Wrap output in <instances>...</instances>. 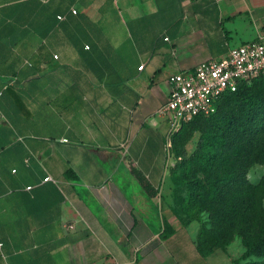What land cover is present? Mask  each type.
Listing matches in <instances>:
<instances>
[{
    "label": "crops",
    "instance_id": "0c3cea01",
    "mask_svg": "<svg viewBox=\"0 0 264 264\" xmlns=\"http://www.w3.org/2000/svg\"><path fill=\"white\" fill-rule=\"evenodd\" d=\"M261 32L264 0H0V264H217L173 214L155 113Z\"/></svg>",
    "mask_w": 264,
    "mask_h": 264
},
{
    "label": "rangeland",
    "instance_id": "374dc122",
    "mask_svg": "<svg viewBox=\"0 0 264 264\" xmlns=\"http://www.w3.org/2000/svg\"><path fill=\"white\" fill-rule=\"evenodd\" d=\"M264 100V87L251 91ZM225 126L228 139H216ZM262 111L225 97L216 113L180 130L169 148L173 214L189 229L195 242L205 239L206 257L217 264H264V132ZM243 130V131H242ZM210 145V146H209ZM198 180L199 198L190 197L186 178Z\"/></svg>",
    "mask_w": 264,
    "mask_h": 264
},
{
    "label": "built area",
    "instance_id": "2783aa9c",
    "mask_svg": "<svg viewBox=\"0 0 264 264\" xmlns=\"http://www.w3.org/2000/svg\"><path fill=\"white\" fill-rule=\"evenodd\" d=\"M75 12L72 10L73 14ZM257 81L264 82V32L258 33L252 41L231 48L224 58L209 60L191 72L170 76L167 100L155 113L169 127L167 149L171 136L182 126L195 118L214 114L216 103L223 95L250 87ZM44 181L53 180L46 177Z\"/></svg>",
    "mask_w": 264,
    "mask_h": 264
},
{
    "label": "trees",
    "instance_id": "16d2710c",
    "mask_svg": "<svg viewBox=\"0 0 264 264\" xmlns=\"http://www.w3.org/2000/svg\"><path fill=\"white\" fill-rule=\"evenodd\" d=\"M256 86H263L264 87V82L263 81H257L255 82L252 86L250 87H242L240 88L238 91H236L235 93H227L225 95H223L218 102L216 103V111L217 108L220 104V102L225 98V97H233L238 101H241L242 103H244L245 107L251 111V112H258V111H262L264 113V100H262L261 98L257 97L254 95V93H252L251 91L253 90L254 87ZM216 113V112H215ZM214 113V114H215ZM212 115H209L207 117H198L195 118L192 122L182 126V128L180 130H182L183 128H185L186 126L190 125L191 123L199 120V119H204V118H209ZM225 126H230V130L232 129H236L237 126L233 123V122H224L222 123L216 132V139H228L231 136H233V133H228L224 127ZM255 128V133L259 134V133H263L264 132V126L263 123H259L257 125H252ZM179 130V131H180ZM177 131L174 135L171 136L170 140H172V138L179 132ZM243 131V130H242ZM210 146V145H209ZM186 183L189 185V189H190V197L193 198V200H197L199 198V183L200 181L198 180H190L188 177L185 179ZM196 243V247L198 252L203 256L206 257V252L204 250V244H205V239L202 238V236L200 235L198 240L195 242ZM261 248L264 251V240L261 242Z\"/></svg>",
    "mask_w": 264,
    "mask_h": 264
}]
</instances>
